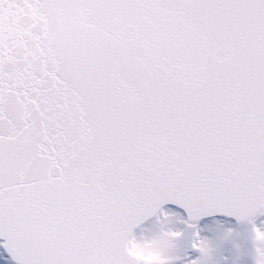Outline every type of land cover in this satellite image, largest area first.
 <instances>
[{
  "label": "snow or ice",
  "instance_id": "6c2138e0",
  "mask_svg": "<svg viewBox=\"0 0 264 264\" xmlns=\"http://www.w3.org/2000/svg\"><path fill=\"white\" fill-rule=\"evenodd\" d=\"M169 201L247 220L237 255L264 264V0H0L9 256L169 264ZM191 247L214 264L199 231Z\"/></svg>",
  "mask_w": 264,
  "mask_h": 264
},
{
  "label": "rangeland",
  "instance_id": "374dc122",
  "mask_svg": "<svg viewBox=\"0 0 264 264\" xmlns=\"http://www.w3.org/2000/svg\"><path fill=\"white\" fill-rule=\"evenodd\" d=\"M169 211L173 212V210H169ZM173 213H175V212H173ZM175 214H176L175 227L178 230L179 229L178 228L179 223L181 221V215L178 212H176ZM262 223H264V221H262L258 224H262ZM158 224H159V221H158V219H156L155 221L151 222L148 226H146L144 228V231L150 232V228H152L154 225H158ZM249 229H250V227L249 228L243 227V228H239L237 230V233H236L237 234V240H238L237 244H239L241 247H244V246L251 247L252 246V241L250 238H247L248 243H246V241H247L246 237H247ZM222 230H224V229L215 228V227H211L208 225H204L203 227H201L202 237L208 238L209 241L212 242V244L214 245V256L212 258L214 264H225V261H227V259H226L227 257L231 263H233V262L240 263V264H248L250 262L254 263L253 258L251 256H239V255H237V248L236 247L233 248V250L230 254H228L227 256H224V254H223L224 249H225L224 246L228 240H224L221 238L220 233ZM243 233H244V236H243ZM211 234H212V236H211ZM192 249L193 248L191 247L190 243L188 242L187 236L180 237L178 242H177V249H176L175 255L177 258H181L182 256L184 257L186 254H188V251L190 252V251H192ZM191 253H193V258H194L197 254V250H193V252H191ZM199 253H200V251H199ZM200 255H201V253L199 254V256ZM175 262H176V264H178V263L187 264L181 260H178Z\"/></svg>",
  "mask_w": 264,
  "mask_h": 264
},
{
  "label": "clouds",
  "instance_id": "9594fccd",
  "mask_svg": "<svg viewBox=\"0 0 264 264\" xmlns=\"http://www.w3.org/2000/svg\"><path fill=\"white\" fill-rule=\"evenodd\" d=\"M164 227H170V224L168 221H161L160 222ZM220 236L222 239L224 240H230L232 241L234 244H237L238 243V240H237V234L234 233V232H231L229 233L228 232V229H224L221 231L220 233Z\"/></svg>",
  "mask_w": 264,
  "mask_h": 264
},
{
  "label": "water",
  "instance_id": "95a60500",
  "mask_svg": "<svg viewBox=\"0 0 264 264\" xmlns=\"http://www.w3.org/2000/svg\"><path fill=\"white\" fill-rule=\"evenodd\" d=\"M205 225L215 227V228H221V229H230V224L223 222V221H212V222L206 223Z\"/></svg>",
  "mask_w": 264,
  "mask_h": 264
}]
</instances>
